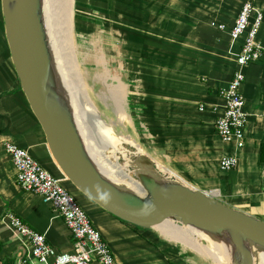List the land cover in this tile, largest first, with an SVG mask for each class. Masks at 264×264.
Masks as SVG:
<instances>
[{
    "label": "crops",
    "instance_id": "1",
    "mask_svg": "<svg viewBox=\"0 0 264 264\" xmlns=\"http://www.w3.org/2000/svg\"><path fill=\"white\" fill-rule=\"evenodd\" d=\"M244 1L149 0L154 11L162 14L156 21L163 26L157 29L163 38L149 44L132 42L125 53L134 71L130 81L138 80L144 94L132 107H137L139 123H147L141 128L148 133V144L160 153L157 162L186 183L212 191L225 204L264 220V0H251L263 12L258 32L263 51L243 69L241 91L247 116L243 144L223 141L214 127L223 103L218 92L231 78L242 38L231 41L227 30H217L210 21L231 25ZM137 2L120 0L117 5L133 12ZM129 32L135 30L121 33L129 39ZM120 87L125 96L124 86ZM200 104L204 109L198 108ZM5 141L27 148L60 181L85 195L51 156L20 87L9 48L0 52V264H39L3 222L5 212L44 232L57 251H71L72 236L59 212L39 193L17 184ZM222 156H235L236 164L221 168ZM92 203L87 202L96 215L93 225L107 241L116 264H191L181 251L160 245L151 227L133 232L124 220Z\"/></svg>",
    "mask_w": 264,
    "mask_h": 264
},
{
    "label": "water",
    "instance_id": "2",
    "mask_svg": "<svg viewBox=\"0 0 264 264\" xmlns=\"http://www.w3.org/2000/svg\"><path fill=\"white\" fill-rule=\"evenodd\" d=\"M10 59L47 147L71 183L98 205L132 224L151 227L171 218L201 229L231 248V264H254L264 250V220L222 202L174 174L164 173L143 152L136 188L113 181L89 153L71 96L50 46L43 0H1Z\"/></svg>",
    "mask_w": 264,
    "mask_h": 264
},
{
    "label": "rangeland",
    "instance_id": "3",
    "mask_svg": "<svg viewBox=\"0 0 264 264\" xmlns=\"http://www.w3.org/2000/svg\"><path fill=\"white\" fill-rule=\"evenodd\" d=\"M119 1L73 0L72 49L66 48V45H64L66 50L53 47L54 51H56V56L57 52L61 54L57 58H63L59 61L61 65L63 64L60 70L69 93L73 92L72 94L76 95L99 118L97 123L101 128L99 134L92 127L94 142L102 148L105 156L107 155V157L111 158L110 160L118 172L124 176L131 177L130 175H133L134 168L131 166L129 159L130 157H135L142 150L135 149L137 152L133 155L130 153L132 150L126 148V150L124 149L125 153L122 152L120 155L118 154L119 151L115 152L109 146H107L108 149L106 150V146L102 144L100 138L103 136L108 137L109 135L115 136L116 133L126 137V139H132L141 146L144 154H147L155 161H159L158 155L160 153L148 144V133H143L141 128L144 124L147 125V123H139V116L135 112L137 111V107H132L136 102H139L140 96L144 94L139 91L140 84L138 80L134 79L130 81L134 71L129 66L128 57L125 52L126 49L130 48L129 44L132 42L135 44L140 41L149 44L162 39L161 31L157 29L163 28V26L158 27L160 22L156 20L162 17V14L160 13V15L154 11V6L149 3V0H135V2L138 1V4H136L138 6L135 5L136 8H134L133 12L129 8H122L120 5H117ZM0 29L2 30V33L0 32V52L2 50L7 51L8 45L4 33L1 2ZM130 29H134L135 32H129L132 37L128 39L121 32L130 31ZM138 31L140 34H138ZM65 54L68 56V63L65 61ZM121 84L124 86L125 96L120 87L122 86ZM91 116L88 115L90 122ZM118 138L120 139V137ZM121 142L123 143L124 141ZM116 154L118 155V159L112 160L114 156H117ZM162 171L166 174L168 173L164 168H162ZM61 184L76 197L93 224L96 215L93 217L87 205V202L92 203L93 201L85 195H81L82 193H79L73 187L71 188L68 182L61 181ZM124 222L133 232L138 234L146 229L127 221ZM170 224L173 228L180 227L172 230V237L168 236L169 232H161L154 225L149 229L153 236L159 237L160 245L165 244L168 248L172 246L177 252L181 251V256L187 258L191 264H220L218 260L219 255L215 251H213L214 258L209 257L205 252L196 250L188 240H184L186 235L181 230L182 225L179 222H172ZM178 238L183 239L185 242L178 240ZM145 240L150 241V238L147 237ZM199 245L206 246L207 244L200 242ZM226 253L228 258L231 259V253L229 251Z\"/></svg>",
    "mask_w": 264,
    "mask_h": 264
},
{
    "label": "built area",
    "instance_id": "4",
    "mask_svg": "<svg viewBox=\"0 0 264 264\" xmlns=\"http://www.w3.org/2000/svg\"><path fill=\"white\" fill-rule=\"evenodd\" d=\"M262 19L263 12L255 8L251 0H245L231 25L217 20L210 21V25L217 30H227L231 41L242 38L231 78L218 92L223 103L214 120L215 130L221 139L226 142L233 140L237 146L244 142L247 121L243 109L245 98L241 91L245 77L243 69L262 55L263 46L258 38ZM198 108L204 109V104ZM4 148L14 165L17 184L25 190L39 193L49 202L62 216L72 236V250L57 251L47 242L44 232L31 227L17 214L5 212L3 222L22 244L28 246L29 257L35 258L39 264H116L107 241L60 179L46 169L27 148L13 141H5ZM236 161L235 156H222L219 165L229 169Z\"/></svg>",
    "mask_w": 264,
    "mask_h": 264
},
{
    "label": "bare ground",
    "instance_id": "5",
    "mask_svg": "<svg viewBox=\"0 0 264 264\" xmlns=\"http://www.w3.org/2000/svg\"><path fill=\"white\" fill-rule=\"evenodd\" d=\"M72 6H73V0H43V16L45 20V26L47 29L48 39L50 40L49 41L50 46L54 52L55 59L57 60L59 69H61V66L63 65V64L61 65L60 64L61 62L59 61L60 59H63V58H57V56L61 54L60 52L59 53L57 52V56H56V51H54L53 46H55V48L56 47L59 48L60 50H63V49L66 50L67 47L72 49ZM64 45H66V48ZM61 53H63V51H61ZM65 55H64L65 61H67L68 63L69 62L67 59L68 56L67 54ZM64 63L66 64V62ZM72 93L73 92L70 93L72 95L71 104L73 105V109H74L75 116H76L75 118L77 120L79 130L81 134L83 135V138L86 142L89 153L92 156L93 160L96 161L95 163L99 167H101L100 169H102L105 172V174H107L116 183L125 185V186L128 185L130 187L136 188L137 186L134 183V180H135L134 175L136 173L137 164L136 163L134 164V159L131 157L129 159L131 166L134 168V173L132 172L133 175H130L131 177L124 176L122 175V173L118 172L117 168L115 167L113 162L110 160L111 158L107 157V155L105 156V153L102 151V148L96 142H94L95 140L92 135V131H93L92 129L94 128V131L98 134L101 130L100 126L97 124L99 121V118L96 116L97 114L95 115V113L91 109H89L86 105H84V103H82L77 98V96ZM76 109H77V113H76ZM88 115H92L90 117L91 122L88 120L89 118ZM118 137H120L121 140ZM100 140L102 144L106 146L105 148L106 150L108 149L107 146H109L111 147L113 151L115 152L119 151L118 154L120 155L122 152H124V149L126 150V148L132 150V152L130 153H132L133 155H135V153L137 152V150L135 149H141L142 151H139V153L144 151L141 148V146H139V144H137L134 140L129 139V138L126 139V137L118 135L116 133H115V136L114 135H109L108 137L103 136L102 138H100ZM121 141H124V142L122 143ZM115 159L116 160L118 159V155L112 158V160H115ZM155 162L161 170L162 168H164L157 161ZM167 172H168L167 174L169 175L173 174L169 172L168 170ZM172 222H179V221L173 220L171 218H167L155 224L154 226L156 229L160 230L161 232L162 231L169 232L168 236L172 237V233H173L172 230L173 229L176 230L180 228V227L173 228V226L170 224ZM179 223L182 225L181 230L184 231V234L186 235L184 237V240L186 241L188 240L189 243L193 244L196 250L205 252L209 257H213V258H214L213 251H215L219 255L218 260L220 264H231L230 263L231 259L228 258L227 253H226L228 251L231 253V248L228 244L215 240L212 236H210L208 233H206L205 231L201 229H198L189 224H184L182 222H179ZM178 240L184 241L183 239H180V238H178ZM200 242H204L207 245L200 246L199 245ZM254 262H255L254 264H264V250H259V249L254 250Z\"/></svg>",
    "mask_w": 264,
    "mask_h": 264
},
{
    "label": "trees",
    "instance_id": "6",
    "mask_svg": "<svg viewBox=\"0 0 264 264\" xmlns=\"http://www.w3.org/2000/svg\"><path fill=\"white\" fill-rule=\"evenodd\" d=\"M136 4H134V6H135ZM136 6H138V5H136Z\"/></svg>",
    "mask_w": 264,
    "mask_h": 264
}]
</instances>
